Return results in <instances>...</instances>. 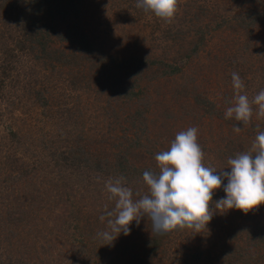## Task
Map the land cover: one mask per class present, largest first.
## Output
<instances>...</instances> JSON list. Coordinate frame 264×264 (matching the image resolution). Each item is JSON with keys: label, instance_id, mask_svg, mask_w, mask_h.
Segmentation results:
<instances>
[{"label": "rangeland", "instance_id": "rangeland-1", "mask_svg": "<svg viewBox=\"0 0 264 264\" xmlns=\"http://www.w3.org/2000/svg\"><path fill=\"white\" fill-rule=\"evenodd\" d=\"M0 4V264H264V0Z\"/></svg>", "mask_w": 264, "mask_h": 264}, {"label": "trees", "instance_id": "trees-1", "mask_svg": "<svg viewBox=\"0 0 264 264\" xmlns=\"http://www.w3.org/2000/svg\"><path fill=\"white\" fill-rule=\"evenodd\" d=\"M13 2V1H12ZM35 2H37V0H35ZM43 3H45V5L47 6V5H50V3H51V0H43ZM3 8H5V10H7V6H4L3 4H0V10L1 9H3ZM30 22H32V23H37L38 21H36V20H34V18L33 19H31V18H29L28 19ZM28 21V22H29ZM0 24H6L4 21H3V23H1L0 22ZM39 25V24H38ZM45 28L46 26H44V25H42L40 28ZM28 30L31 32L32 31V29L33 28H31V27H29L28 26ZM41 32H43L42 30H41ZM31 37H33V36H29L28 38H26V41L29 43V42H32V41H34L33 39H31ZM35 40H39L40 41V43L39 42H37V43H35V44H39V45H41L42 46V52H41V54H42V57H44V55H47V56H52L55 52H58L57 51V48L55 47V46H53V45H51V44H49V41L47 40V37H45V36H42V35H40L39 34V36H37L36 38H35ZM86 39L84 38V41H85ZM20 81V78L18 77V82ZM20 87H17L16 89L18 90ZM9 100H10V98H9ZM11 103V102H10ZM9 134L11 135V136H14V137H17L18 136V133H17V131L15 130V128L13 127V125L11 126V130L9 131ZM25 172H27L28 170H24ZM0 209L2 210V208L0 207ZM7 210H8V212H9V214H11V211H12V207H7ZM3 211H4V209L2 210V212H0V215L2 216V213H3ZM10 216V215H9ZM8 217V216H7ZM43 230L45 231V227H42L41 228V230H40V232H43ZM3 235V234H2ZM2 242H4V238H0V243H2Z\"/></svg>", "mask_w": 264, "mask_h": 264}]
</instances>
